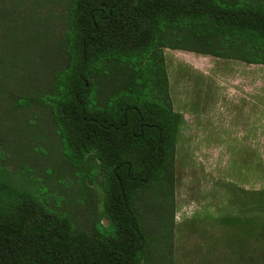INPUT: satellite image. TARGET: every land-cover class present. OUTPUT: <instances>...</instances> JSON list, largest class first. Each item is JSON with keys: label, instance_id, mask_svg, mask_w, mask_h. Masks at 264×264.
Segmentation results:
<instances>
[{"label": "trees", "instance_id": "16d2710c", "mask_svg": "<svg viewBox=\"0 0 264 264\" xmlns=\"http://www.w3.org/2000/svg\"><path fill=\"white\" fill-rule=\"evenodd\" d=\"M24 1L0 0V100L48 109L64 156L102 202L77 228L16 182L0 133V264H148L153 241L137 201L173 185L183 120L163 49L264 65V0H67L53 42L65 64L42 95L25 72L50 43L40 47V13ZM162 192L168 203L170 190ZM259 226L254 238L264 236Z\"/></svg>", "mask_w": 264, "mask_h": 264}, {"label": "rangeland", "instance_id": "374dc122", "mask_svg": "<svg viewBox=\"0 0 264 264\" xmlns=\"http://www.w3.org/2000/svg\"><path fill=\"white\" fill-rule=\"evenodd\" d=\"M26 6L35 18L40 13V47L50 43L25 72L31 92L42 95L65 64L53 42L67 0H25ZM47 26L51 38L42 37ZM163 53L173 109L183 120L173 185L159 187L158 196V187L148 188L137 201L153 241L148 264H264V236H252V225H260L255 234L264 228V65L169 47ZM0 114L5 166L16 182L86 229L102 196L82 184L64 156L48 109L18 108L5 95Z\"/></svg>", "mask_w": 264, "mask_h": 264}]
</instances>
